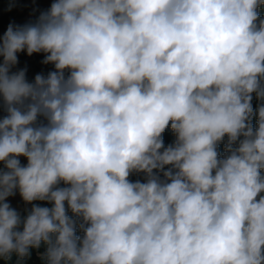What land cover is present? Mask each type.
Segmentation results:
<instances>
[{"label":"clouds","instance_id":"1","mask_svg":"<svg viewBox=\"0 0 264 264\" xmlns=\"http://www.w3.org/2000/svg\"><path fill=\"white\" fill-rule=\"evenodd\" d=\"M262 10L264 0H54L10 23L0 258L43 244L46 264H264ZM21 52L54 70L29 81L12 70ZM17 191L32 205L23 217L8 202Z\"/></svg>","mask_w":264,"mask_h":264},{"label":"trees","instance_id":"2","mask_svg":"<svg viewBox=\"0 0 264 264\" xmlns=\"http://www.w3.org/2000/svg\"><path fill=\"white\" fill-rule=\"evenodd\" d=\"M54 2V0H51ZM41 0H16V6L8 11L9 0H0V36L7 30V27L10 23H15L17 25L25 24V16L27 13L31 12L33 14L34 21L40 14L37 11L40 6ZM261 14L264 15V10L261 11ZM2 59V58H0ZM44 59L43 53H34L32 56H28L26 52L18 53V64L12 69L17 71L20 69L27 68V79L29 81L34 80V77L38 73H43L47 75L48 72L54 70V66L51 64H43L41 61ZM253 108L257 107L259 103L255 96L253 97ZM4 113L0 112V116ZM256 120L253 119V125L255 126ZM164 143L167 146L172 143L175 139L174 135L169 128L163 133ZM221 154H223L224 148L223 144L220 146ZM2 163H0V168H2ZM131 180L135 181L137 179H143L142 175H133L130 177ZM18 192V191H17ZM13 197V196H12ZM9 197L8 199L12 198ZM33 203L39 204L40 206H50L46 202L34 201ZM26 213H23L21 216H25ZM45 246L42 244L39 249H31L30 256L24 259L18 258L15 254L12 255L11 259L5 260L0 258V264H46L44 260L41 259V254L45 251Z\"/></svg>","mask_w":264,"mask_h":264},{"label":"rangeland","instance_id":"3","mask_svg":"<svg viewBox=\"0 0 264 264\" xmlns=\"http://www.w3.org/2000/svg\"><path fill=\"white\" fill-rule=\"evenodd\" d=\"M51 3H53V1L51 0H41L40 6L38 7L37 11L41 13L43 11L48 10L51 6ZM32 20H33V14L31 12L27 13V15L25 16V23H28L29 21ZM21 161L24 164H26L27 162L25 158H21ZM8 202L13 208L17 209L21 213V215L23 213L27 214V210H30L32 206L31 204H25V202L22 200L18 192L16 193L15 196L8 199Z\"/></svg>","mask_w":264,"mask_h":264}]
</instances>
